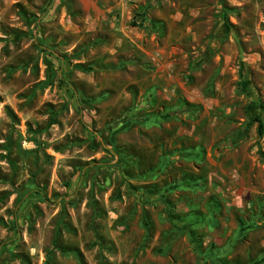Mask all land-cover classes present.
I'll return each instance as SVG.
<instances>
[{
  "label": "rangeland",
  "instance_id": "obj_1",
  "mask_svg": "<svg viewBox=\"0 0 264 264\" xmlns=\"http://www.w3.org/2000/svg\"><path fill=\"white\" fill-rule=\"evenodd\" d=\"M258 115L264 0H0V264H264Z\"/></svg>",
  "mask_w": 264,
  "mask_h": 264
},
{
  "label": "trees",
  "instance_id": "obj_2",
  "mask_svg": "<svg viewBox=\"0 0 264 264\" xmlns=\"http://www.w3.org/2000/svg\"><path fill=\"white\" fill-rule=\"evenodd\" d=\"M169 116H171V115H169ZM255 121L258 123V129L257 130H258L259 135H261V136L264 135V122H263L262 116L258 115L255 118Z\"/></svg>",
  "mask_w": 264,
  "mask_h": 264
}]
</instances>
